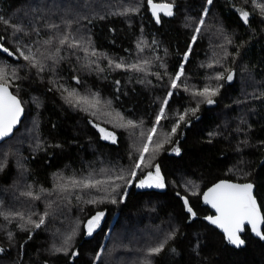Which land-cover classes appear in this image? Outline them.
Here are the masks:
<instances>
[{"label":"trees","instance_id":"obj_1","mask_svg":"<svg viewBox=\"0 0 264 264\" xmlns=\"http://www.w3.org/2000/svg\"><path fill=\"white\" fill-rule=\"evenodd\" d=\"M155 1L176 5L160 24L148 0H0V67L25 107L0 142V264H264V239L246 226L232 246L201 200L219 179L251 181L264 213V0ZM205 87L212 104L193 94ZM156 165L165 187H139Z\"/></svg>","mask_w":264,"mask_h":264},{"label":"snow or ice","instance_id":"obj_2","mask_svg":"<svg viewBox=\"0 0 264 264\" xmlns=\"http://www.w3.org/2000/svg\"><path fill=\"white\" fill-rule=\"evenodd\" d=\"M149 3L151 4L153 14L157 17V22H159V16L158 13L163 11L166 15L171 16L172 13V5L171 4H154L151 3V0H149ZM208 3L211 4L212 0H208ZM260 10L261 13L264 14V4H257L256 5ZM206 14V13H205ZM241 16L245 23L248 21L249 13L246 11L241 10ZM0 20H3V17H0ZM8 21L4 20V23H7ZM200 23L202 24L203 21L201 20ZM20 29H17L19 31ZM199 32V29L196 30ZM195 39V37L193 38ZM46 43H51V41H46ZM68 43V37L65 36L60 39V44H66ZM70 47H76L75 43L69 45ZM2 47V45H0ZM4 52H8L7 48H3ZM21 56H23L24 60L29 61L32 63L35 60L34 56L31 55H24L23 52L20 53ZM92 55H96L95 52L92 53ZM185 59L187 57L185 56ZM35 66V65H33ZM117 68L123 67V63H119L115 65ZM130 68L137 70V71H144V69L137 65V64H131L129 65ZM41 70L42 66H41ZM183 75V67H181L179 73L174 77L171 83L172 88H177L179 85L177 84V81L180 80V77ZM13 76H15V72H13ZM223 76L218 75L216 79H223ZM228 80L232 79V76L229 75L227 77ZM218 92V89H211L209 87H205L202 91H198L193 93L195 96L204 97L208 104H212L214 101L210 98L211 96H215ZM69 97H76L75 92H69ZM171 95V93H169ZM79 100H85L84 97H77ZM71 102V101H70ZM165 106L167 105V100L164 101ZM94 106V105H93ZM23 109L21 107V102L17 99L15 95H13L7 85V71L5 67H0V138L8 136L13 127L19 122L20 115L22 113ZM193 114H195L196 109H190ZM164 108L162 107L160 110V113L158 114L156 118V125H159L160 120L164 118ZM188 115V112L186 111L183 115H180L179 120L183 121L185 119V116ZM127 126L129 127H135L136 125L133 124L132 121L127 122ZM179 128V123H177L175 126L172 127L171 131L174 134ZM156 127H153L149 130V134L147 136V141L144 145V147L141 150V155L139 157L140 163L136 164L135 167L139 168L141 164L144 162V153L149 151V144L152 142L153 134L156 133ZM101 132H105L104 139H112L113 142H115V137L112 133H107L105 129H100ZM143 135V134H142ZM160 147H162L161 143H157L155 147L152 149L153 152L158 150ZM177 154L179 153V148L174 149ZM132 175H135V172L132 173ZM117 179H123V177H117ZM74 183H81L84 188L89 187H96V185L102 183V181H96L95 183H92L91 181H74ZM139 187H156V188H163L165 187L164 184V178L160 173V167L159 165L155 166V173L149 172L147 177L139 182ZM118 187V186H117ZM115 189H113L114 191ZM27 195L31 196L32 194L29 192ZM36 199H39V197H35ZM204 201L205 203L211 204V206L216 209V212L218 213L215 217H207V219L214 225H217L218 227L222 228L223 231L227 234V239L230 243L234 245H241L244 243L243 240L240 239L238 233L242 231L245 222L251 225L252 231L256 233L257 236H260L261 238H264V232L260 231V225L264 224V215L261 214L260 209L257 205L256 199L253 195V185L248 184H233L228 182H221L216 184L214 187L210 188L205 194H204ZM91 203H95V201H90ZM116 201L113 199L112 203H115ZM184 203L187 205L188 201L185 198ZM187 211L192 215L195 216L196 213L193 211L191 207L187 208ZM21 215L22 214H18ZM104 213L99 212L94 217L88 220L87 222V234L91 235L92 232L99 227L100 221L103 218ZM43 223V220L40 221V223H37L35 226L38 228L40 227V224ZM166 241L159 243L157 246L152 247L148 249V253L150 255L159 254L165 245ZM99 258V257H97ZM146 264H151L150 261H146Z\"/></svg>","mask_w":264,"mask_h":264},{"label":"water","instance_id":"obj_3","mask_svg":"<svg viewBox=\"0 0 264 264\" xmlns=\"http://www.w3.org/2000/svg\"><path fill=\"white\" fill-rule=\"evenodd\" d=\"M151 3H154V4H171V5H172V13L174 14L175 4L172 3V2L151 0ZM148 9H149L150 14H151L152 17L154 18V20L157 22V17H156V15L153 14L152 7H151V4L149 3V0H148ZM173 14H172V15H173ZM162 15L169 16V15H166L165 12H163V11L159 12V13H158V16H159V22H157L158 24L161 23V16H162ZM172 15H171V16H172ZM0 45H2V47H0V51L3 52V53H5V54H7V53L9 52V49H8V48L2 43V41H1V37H0ZM3 48H7V49H8V52H7V53L4 52V51H3ZM8 89H9V91H10L13 95H15V96L17 97V99L21 102V107H22L23 111H22V113H21V115H20L19 122L13 127L11 133H10L8 136H6V137L0 138V142H3L4 140H6V139H8V138H10V137L13 136L15 130L20 126V124H21V122H22V119L24 118V115H25V107H24V105H23L21 99H20V98H19V97H18V96L12 91V89L9 87V85H8ZM221 182H228V183H233V184H248V183L252 184V185H253V195H254V197H255V199H256L257 205H258V207H259V209H260L261 214L264 215V213H263V210H262V208H261V205H260V203H259V201H258V199H257V197H256V195H255V189H256V187H255V185H254L253 182H251V181H236V180H233V179L223 178V179H219L218 181H216V182H214L213 184H211L209 187H207V188L203 191V193H202V195H201L202 204L205 205V206H208V207L211 209V211L213 212V214L205 216V217H204V220H205L207 223H209L210 225L216 227L221 233L224 234V236H225L226 239H227V234L223 231V229L220 228V227H218L217 225L212 224V223L207 219V217H210V216H211V217H215V216H217L218 213L216 212V209H214V208L211 206V204L205 203V201H204V194H205L210 188L214 187L216 184L221 183ZM185 198H186L187 201H188L187 205L184 203L185 206H186V208L191 207L190 204H189V200H188V198H187L186 196H182V200H183V202H184ZM193 211H194V210H193ZM246 226L250 227L251 232H252V234H253L254 237L261 238L260 236H257L255 232L252 231L251 225L248 224L247 222H245V225H244L243 229H244ZM263 228H264V224L260 225V231H261V232H263ZM243 229H242V231H243ZM242 231H240V232L238 233V235H239L240 239L244 241V239H243L242 236H241V232H242ZM261 239H264V238H261ZM227 240H228V239H227ZM244 243H245V242H244ZM244 243L241 244V245H239V246H243ZM231 244H232V243H231ZM232 246H234V247H239V246L234 245V244H232Z\"/></svg>","mask_w":264,"mask_h":264},{"label":"rangeland","instance_id":"obj_4","mask_svg":"<svg viewBox=\"0 0 264 264\" xmlns=\"http://www.w3.org/2000/svg\"><path fill=\"white\" fill-rule=\"evenodd\" d=\"M99 129H105V131L107 132V133H112V132H110L109 130H107L105 127H99ZM102 133V135H103V137H104V135H105V132H101ZM113 134V133H112ZM114 135V134H113ZM115 137V136H114ZM108 140H112V139H108ZM154 187V186H153Z\"/></svg>","mask_w":264,"mask_h":264},{"label":"bare ground","instance_id":"obj_5","mask_svg":"<svg viewBox=\"0 0 264 264\" xmlns=\"http://www.w3.org/2000/svg\"><path fill=\"white\" fill-rule=\"evenodd\" d=\"M178 5V4H177ZM175 7H176V5H175ZM167 47V46H166ZM97 55V54H96ZM12 89V88H11ZM252 96V95H251ZM235 139V138H234Z\"/></svg>","mask_w":264,"mask_h":264}]
</instances>
